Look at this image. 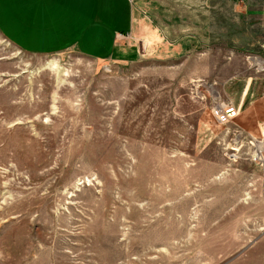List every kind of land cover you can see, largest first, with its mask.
I'll return each mask as SVG.
<instances>
[{
    "label": "rangeland",
    "instance_id": "374dc122",
    "mask_svg": "<svg viewBox=\"0 0 264 264\" xmlns=\"http://www.w3.org/2000/svg\"><path fill=\"white\" fill-rule=\"evenodd\" d=\"M254 8L163 0L106 60L0 35V264H264Z\"/></svg>",
    "mask_w": 264,
    "mask_h": 264
},
{
    "label": "crops",
    "instance_id": "0c3cea01",
    "mask_svg": "<svg viewBox=\"0 0 264 264\" xmlns=\"http://www.w3.org/2000/svg\"><path fill=\"white\" fill-rule=\"evenodd\" d=\"M161 1L0 0V35L27 53L47 55L74 50L106 60L132 51L130 43L137 37H148L150 23L155 21L152 9ZM231 2L253 4V10L264 14V0Z\"/></svg>",
    "mask_w": 264,
    "mask_h": 264
},
{
    "label": "bare ground",
    "instance_id": "6f19581e",
    "mask_svg": "<svg viewBox=\"0 0 264 264\" xmlns=\"http://www.w3.org/2000/svg\"><path fill=\"white\" fill-rule=\"evenodd\" d=\"M259 65V64H258ZM227 109V108H226ZM226 111L227 110H225V108H224V110H222L221 111V113H220V120H222V118H223V120H226V119H228L229 118V116H228V114L226 113ZM223 116V117H222ZM222 120V121H223ZM257 148H258V152L260 153V154H262L263 153V151H264V143H263V141H261L260 142V144H258L257 145Z\"/></svg>",
    "mask_w": 264,
    "mask_h": 264
}]
</instances>
